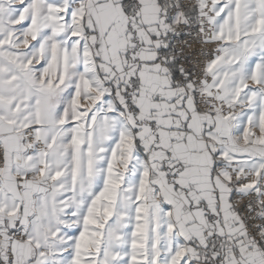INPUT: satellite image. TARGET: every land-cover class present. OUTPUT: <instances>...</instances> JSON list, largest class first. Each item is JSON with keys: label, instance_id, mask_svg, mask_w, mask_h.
<instances>
[{"label": "snow or ice", "instance_id": "6c2138e0", "mask_svg": "<svg viewBox=\"0 0 264 264\" xmlns=\"http://www.w3.org/2000/svg\"><path fill=\"white\" fill-rule=\"evenodd\" d=\"M0 264H264V0H0Z\"/></svg>", "mask_w": 264, "mask_h": 264}]
</instances>
